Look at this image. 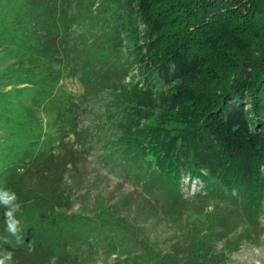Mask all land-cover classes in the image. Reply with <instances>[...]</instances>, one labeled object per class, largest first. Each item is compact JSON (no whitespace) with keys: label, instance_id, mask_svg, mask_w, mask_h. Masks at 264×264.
I'll return each instance as SVG.
<instances>
[{"label":"trees","instance_id":"trees-1","mask_svg":"<svg viewBox=\"0 0 264 264\" xmlns=\"http://www.w3.org/2000/svg\"><path fill=\"white\" fill-rule=\"evenodd\" d=\"M3 1L2 19L13 26L7 34L17 41L32 36L27 29L33 27H15L13 17L20 7L26 14L34 0ZM114 1L120 8L110 30L120 35L115 43L127 39L116 52L135 73L107 84L118 89L121 137L114 143L121 165L153 182L148 194L197 179L205 193L246 198L258 212L264 196V0ZM17 74L0 88L2 211L11 199L2 177L23 151L44 147L55 132L49 117L36 123L20 105L40 76ZM155 81L164 87L155 89ZM57 91L46 106L58 100ZM94 206L90 214L52 209L46 217L36 206L28 214L22 203L15 211L18 230L23 240L39 239L55 253L45 264L60 258L58 264H105L111 255L135 253V264H153L145 239L125 220L94 214L105 208L99 196Z\"/></svg>","mask_w":264,"mask_h":264},{"label":"rangeland","instance_id":"rangeland-1","mask_svg":"<svg viewBox=\"0 0 264 264\" xmlns=\"http://www.w3.org/2000/svg\"><path fill=\"white\" fill-rule=\"evenodd\" d=\"M34 2L26 14L20 7L13 17L15 27L24 30L25 22L33 27L25 28L32 36L17 41L7 34L13 26L2 19L6 2L0 0V88L7 89V77L14 79L16 73L39 75L34 93L23 96L20 105L36 123L49 117L55 132L44 147L23 151L2 177L11 199L0 210V264H45L53 253L39 239L23 240L15 216L20 204L28 214L36 206L46 217L52 209L90 214L98 196L105 208L94 214L125 220L145 239L153 264H264V196L256 212L246 198L210 195L202 181L193 179L187 187L185 178L180 188L151 195L153 182L121 165L114 143L121 137L118 89L107 84L127 81L129 72L135 73L116 52L127 46V39L115 43L120 35L110 30L120 3ZM153 87L164 85L155 81ZM55 89L58 100L46 106ZM42 92L48 93L46 100L40 98ZM158 112L155 107L153 116ZM9 222H15L14 231ZM135 254L111 255L105 264H135ZM94 258L99 263L102 254Z\"/></svg>","mask_w":264,"mask_h":264},{"label":"clouds","instance_id":"clouds-1","mask_svg":"<svg viewBox=\"0 0 264 264\" xmlns=\"http://www.w3.org/2000/svg\"><path fill=\"white\" fill-rule=\"evenodd\" d=\"M5 202H7V201H5ZM7 215L9 216V218L11 217V213L10 212ZM14 225H15V222H9V224H8L9 230L14 231L15 230V226Z\"/></svg>","mask_w":264,"mask_h":264}]
</instances>
